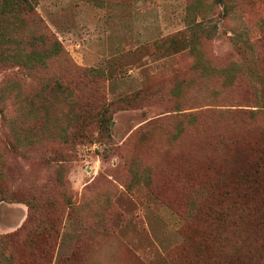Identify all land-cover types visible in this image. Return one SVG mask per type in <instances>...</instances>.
<instances>
[{"label": "rangeland", "instance_id": "374dc122", "mask_svg": "<svg viewBox=\"0 0 264 264\" xmlns=\"http://www.w3.org/2000/svg\"><path fill=\"white\" fill-rule=\"evenodd\" d=\"M28 1L26 24L40 20L63 53L45 71L0 68V85L35 95L56 76L75 106L112 103V123L106 138L92 128L77 145L13 147L7 123L0 237L12 241L0 264H264V229L249 233L264 219V169L250 176L264 153V0ZM183 28L198 38V71L182 40L157 48ZM44 108L53 131L65 126L62 98Z\"/></svg>", "mask_w": 264, "mask_h": 264}, {"label": "trees", "instance_id": "16d2710c", "mask_svg": "<svg viewBox=\"0 0 264 264\" xmlns=\"http://www.w3.org/2000/svg\"><path fill=\"white\" fill-rule=\"evenodd\" d=\"M193 5L194 3L187 6V23L196 20L194 16L196 8L193 10ZM33 11L34 8L28 0H0V68H15L28 73L39 70L45 71L63 53L59 40L49 32L40 20L36 19L34 23L26 24L25 19L34 20ZM192 15L194 17H191ZM188 30L183 28L168 35L165 38L168 43L167 46H164L161 41L157 48L164 49L163 51L167 53L179 43V40H182L187 45L185 50L193 59L192 70L198 71V38L188 37V33L190 34ZM185 50L180 49L177 52ZM203 70L208 71L207 69ZM91 72L93 75L97 74L95 71ZM49 79L45 81L44 86L35 95L27 96L21 95L15 84L1 83L0 97L6 93L7 96L17 102L16 113L20 112L19 120L12 121L0 109V134L3 136V129H6L7 123H10L12 140L9 144L12 147L18 145L31 146L42 138L54 139L63 145H77L78 141L89 140V131L92 128L95 129L99 137L106 138L109 136L112 121L108 108L112 103L105 104L103 102L95 105L94 102L88 101L75 106L79 98L74 97L71 88L63 85L56 76L49 77ZM253 91L252 88L251 96H253ZM258 91H262L264 94L263 83L260 84ZM140 94L142 93L138 91L124 99L123 102L134 103ZM56 98H62L65 101L68 107L66 113L68 114V121L65 126L53 131L55 128L50 127L56 123L51 122V114L44 106ZM259 105L264 108V98ZM77 107H80L79 114H76L75 108ZM70 122V127H67ZM262 169H264V153H259L250 175L251 180L259 177ZM217 222H219V218ZM249 229L251 237L257 238L258 230L264 229V219L257 218L254 224L249 225ZM0 241L11 242L12 239L11 236H4L0 237Z\"/></svg>", "mask_w": 264, "mask_h": 264}]
</instances>
